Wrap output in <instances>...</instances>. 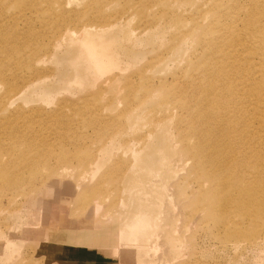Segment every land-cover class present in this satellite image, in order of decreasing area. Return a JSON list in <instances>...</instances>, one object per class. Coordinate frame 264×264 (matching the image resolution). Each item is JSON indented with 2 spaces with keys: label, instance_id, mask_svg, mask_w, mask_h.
<instances>
[{
  "label": "rangeland",
  "instance_id": "374dc122",
  "mask_svg": "<svg viewBox=\"0 0 264 264\" xmlns=\"http://www.w3.org/2000/svg\"><path fill=\"white\" fill-rule=\"evenodd\" d=\"M219 1L240 7L221 13L228 25L252 3L264 9L262 0H0V264L74 260L77 243L93 248L79 264H264L260 75L248 84L247 136L233 135L242 163L222 176L240 181L228 215L206 208L217 186L179 157L194 143L184 106L212 65L208 26ZM262 19L264 40V14L251 26ZM83 26L103 27L111 62L99 53L89 60L77 42ZM235 27L244 34L229 39L233 56L247 47L259 54ZM65 29L74 36L62 37ZM236 92L232 112L243 107ZM243 188L250 197H236Z\"/></svg>",
  "mask_w": 264,
  "mask_h": 264
},
{
  "label": "bare ground",
  "instance_id": "6f19581e",
  "mask_svg": "<svg viewBox=\"0 0 264 264\" xmlns=\"http://www.w3.org/2000/svg\"><path fill=\"white\" fill-rule=\"evenodd\" d=\"M220 3V1L215 2L212 6L211 21L208 26L210 42L208 46V60L212 61V65L204 66L201 68L198 77H194L197 80L191 85H196L187 94L190 100L184 106L188 110L192 108L193 116L191 115V118L189 116L186 123L188 134H191L189 139L194 140V143L192 145L183 144L184 146L179 151L180 154H178L180 155L179 157L188 156L193 160L192 169L197 171V176L204 175L207 177L206 181H203L204 183H208L210 186H217L219 191L218 198L212 197L207 199L205 203L206 208L214 210L212 206L216 205L214 207L218 208L223 215H228L230 211L227 210L233 199L231 192L234 186L239 185L240 181L235 180L233 182L230 178L222 179V176L225 175L231 166L238 167L242 163H238L234 159V154L236 155L237 153L233 135L244 133L247 136L246 130L248 125L243 122L244 116L246 117L244 106L247 104V96L251 92L253 85H257L259 89L264 88V40L260 36L258 37V33H261L263 27V19L251 26L256 21V18L264 14V9L256 3H252L245 14H243V17L240 16V21L235 19L228 25L223 19H220L221 13L225 12L224 18L228 14L234 16L239 12L240 7L224 8L220 6ZM236 22H239V24L235 25ZM235 26H240V28L247 31L249 40H246V45L250 44V46H253L257 44L261 50L259 54H256L254 49H250L247 52V47L243 50V56H240L241 54L238 51L233 56L231 47L234 41H229V39L235 36L240 41L244 34ZM101 29L103 27L86 30L83 26L77 30V36L81 34L77 42H80V45L84 46L89 60H92L93 55L99 53L102 56L101 60L110 61L107 56L109 45L103 39V36L100 35ZM221 30V34L225 40L223 43L222 38L217 35ZM74 34V30L65 29L61 35L62 37H71ZM238 46L241 47V44ZM101 60L100 62H103ZM253 71L255 74L260 75V79L255 84L248 85L253 79ZM237 90L242 92L241 105L243 107L238 108L239 111L232 112V104L236 106L235 97L238 95ZM183 99L187 98L183 97ZM182 105L183 102L181 103ZM258 112H261V110L256 109L253 113L254 119L256 118L255 114ZM179 134H182L184 139V134ZM102 149L107 152L106 154L110 155L111 150L109 147L106 146ZM257 169V167L254 168L255 171ZM114 170L115 172H119L120 167L115 166ZM123 179L119 177L120 182ZM1 182L4 188L12 183L5 174L1 177ZM119 192L121 193L122 189H119ZM244 192H246V196L250 197L246 188H243L240 192L238 191L236 197L245 196ZM250 204L253 207V204L256 203L252 202ZM240 206H243V204ZM255 209L257 210V215H262V210L259 206ZM243 216L247 218L244 214ZM139 227L134 225L128 230L127 237H131V242L134 240L133 231ZM140 231L142 232L141 229Z\"/></svg>",
  "mask_w": 264,
  "mask_h": 264
},
{
  "label": "crops",
  "instance_id": "0c3cea01",
  "mask_svg": "<svg viewBox=\"0 0 264 264\" xmlns=\"http://www.w3.org/2000/svg\"><path fill=\"white\" fill-rule=\"evenodd\" d=\"M74 238H76V237H74ZM87 249L88 250H92L93 248L79 247V245L77 243L76 246H74V260L68 259V258H64L62 260L56 261L55 264H73V263L74 264H79L80 261H79L78 255H79L80 251L81 250H87Z\"/></svg>",
  "mask_w": 264,
  "mask_h": 264
}]
</instances>
